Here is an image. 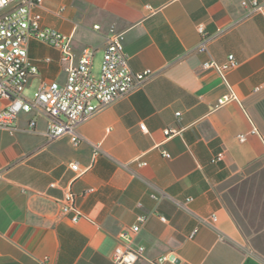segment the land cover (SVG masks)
I'll return each mask as SVG.
<instances>
[{
  "label": "crops",
  "instance_id": "crops-1",
  "mask_svg": "<svg viewBox=\"0 0 264 264\" xmlns=\"http://www.w3.org/2000/svg\"><path fill=\"white\" fill-rule=\"evenodd\" d=\"M43 6V23L72 34L77 55L96 49L97 72L114 24L131 68L155 74L83 122L78 146L69 136L49 141L47 119L34 111L21 113L13 131L0 129V264H38L45 256L49 264H113L116 246L129 243L145 246L136 264L167 253L176 261L163 264H264V8L249 14L241 0ZM199 22L215 34L208 52L196 48ZM28 53L39 68L28 87L65 82L56 48L32 38ZM231 53L238 65L226 79L203 66ZM167 128L176 132L167 136ZM220 150L224 159L213 162ZM68 189L84 215L78 222L61 211ZM140 213L149 214L146 224L123 237Z\"/></svg>",
  "mask_w": 264,
  "mask_h": 264
},
{
  "label": "built area",
  "instance_id": "built-area-1",
  "mask_svg": "<svg viewBox=\"0 0 264 264\" xmlns=\"http://www.w3.org/2000/svg\"><path fill=\"white\" fill-rule=\"evenodd\" d=\"M241 3L249 9V14L264 8V3L259 0H241ZM43 9V0H0V102H4L0 105V129L13 131L21 113L34 111L47 119L46 137L49 141L69 136L72 143L78 146L83 141L78 130L83 122L105 106L141 88L153 77L155 71L151 68L134 71L131 68L123 43V32L118 31L113 24L109 28L100 71L96 72L94 70L96 49L86 46L77 55L72 34L45 25ZM94 27L99 29L100 25L96 24ZM197 30L200 41L196 48L199 52H208L209 43L215 34L208 33L203 22L197 24ZM32 38L44 41L59 51L60 63L66 72V80L64 83L56 80L42 83L33 97H28L25 95V90L29 80L39 72L38 65L28 53V43ZM237 65L238 61L232 53L224 62L210 58L203 63L205 68L217 70L224 79H226L227 71ZM228 99L227 96L220 98L218 106ZM35 124L36 121L32 119L31 128ZM141 128L146 131V124L142 123ZM175 132L176 130L172 128L165 129L167 136ZM239 138L244 140L245 135L241 134ZM164 155L171 156L166 151ZM224 157L225 151L220 150L214 155L212 161L220 162ZM135 161L138 166L148 164L147 161L139 158ZM71 168L77 172L78 176L85 171L81 169L78 162H72ZM2 176L3 172L0 171V178ZM56 184L57 182H52L50 185L56 186ZM93 190L94 188H89L87 192ZM153 196L157 197L156 194ZM76 199L77 194L68 189L60 200L62 213L70 216L73 222H78L84 217ZM192 199L189 197L187 201ZM161 218L166 220L163 215ZM148 219L149 214H138L131 230L123 232L122 236L128 237L131 232L137 233ZM211 219L215 221L216 215L213 214ZM144 252L143 245L119 244L113 252V264H136L144 256ZM165 261H176V256L173 253H167L151 260L153 264H163ZM48 262L49 257L45 256L38 264H49Z\"/></svg>",
  "mask_w": 264,
  "mask_h": 264
},
{
  "label": "rangeland",
  "instance_id": "rangeland-1",
  "mask_svg": "<svg viewBox=\"0 0 264 264\" xmlns=\"http://www.w3.org/2000/svg\"><path fill=\"white\" fill-rule=\"evenodd\" d=\"M98 69H99V61H96L94 70L97 72ZM37 87L38 86L36 84L31 86V87H27L26 90H25V95L28 96V97H33Z\"/></svg>",
  "mask_w": 264,
  "mask_h": 264
}]
</instances>
